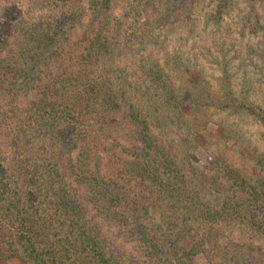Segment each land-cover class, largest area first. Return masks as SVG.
Here are the masks:
<instances>
[{
	"label": "rangeland",
	"instance_id": "rangeland-1",
	"mask_svg": "<svg viewBox=\"0 0 264 264\" xmlns=\"http://www.w3.org/2000/svg\"><path fill=\"white\" fill-rule=\"evenodd\" d=\"M13 3L23 12V20L7 48L0 51V158L19 190L24 189V173L42 168L41 162L45 159L35 133L37 127L26 113L31 114V103L48 87H61L66 79L68 57L81 56L74 50L85 43L82 35L95 37L102 17L106 16L111 22L110 36L118 41L139 36L142 32H138V28L153 27L145 50L141 53L135 50L117 59L113 68L116 74L110 76V80L119 86L120 72L124 74L131 83L133 107L144 112L141 116L149 125L153 140L178 154L177 160L185 162L189 177L192 180L214 177L210 172L207 146H211L214 156L244 174L256 170L254 159L262 155L264 140L261 126L248 114L209 110L193 120L177 112H165L139 99L135 91L143 87L137 77L139 66H148L153 60L165 68L169 88L183 107L194 95L197 84H203L213 96L222 98L223 88L229 83L236 97L264 108V0H196L188 11L175 9L176 0H79L70 6L46 0H0V15L3 7ZM164 14H169L170 20L166 21ZM92 17L97 19L93 22ZM60 24L66 25L65 29H60ZM119 108L124 116L130 115L133 109L122 104ZM118 115L116 118L120 119ZM159 115L160 118L169 115L173 123L157 121L155 117ZM140 132L131 130L130 135L121 133V129L102 132L100 139L104 147L98 149L89 162L84 161L81 149L70 158L56 157L49 163L51 169L57 171L53 188L74 197L78 206L87 205V217L101 224L108 249L124 251L125 264H155L157 261L145 258L141 241L131 236L132 219L125 226H122L123 221L119 224L108 220L101 214L98 198L102 187L112 181L120 182L115 176L125 171L107 168L111 161L107 151L115 148L124 163L137 164L144 150ZM221 133L223 136H218ZM158 135L161 138L157 139ZM190 135H195L198 141L187 149L189 156L179 154L184 147L181 141L185 137L191 139ZM204 141L208 144L202 147ZM124 146L125 155L122 154ZM54 208L47 203L42 213L53 216ZM158 214L154 213V218L145 224L148 227L160 225L163 234H182L177 244L181 251H191L195 242L193 234L205 239L193 253L194 264H236L229 258L233 252L241 254L245 264H264V237L250 230L195 225L191 235L184 239L190 226L182 210L173 213L165 209L163 218ZM169 223L176 226L171 228ZM163 258L166 259L164 255ZM16 264L19 263L16 261Z\"/></svg>",
	"mask_w": 264,
	"mask_h": 264
},
{
	"label": "trees",
	"instance_id": "trees-1",
	"mask_svg": "<svg viewBox=\"0 0 264 264\" xmlns=\"http://www.w3.org/2000/svg\"><path fill=\"white\" fill-rule=\"evenodd\" d=\"M46 1L60 6L79 2ZM176 1L175 9L188 11L196 0ZM96 17H92L93 22ZM163 18L168 21L171 16L164 14ZM22 20L23 12L16 4L3 7L0 51L7 48ZM65 20L70 22L69 18ZM59 26L65 29L66 25ZM110 28L111 22L106 16L102 17L95 37L85 38L83 34L85 43L74 50L81 56L68 57V68L64 72L66 79L61 87H48L36 102L31 103V114H26L37 127L35 133L45 159L41 162L42 168L24 173V189L19 190L15 186L0 158V264H16V261L19 264H125L124 251L108 249L101 224L95 218L87 217V205L81 203L78 206L74 197L53 188L57 171L49 164L56 157L70 158L81 149L84 161L89 162L97 155V150L104 147L100 134L114 129H121L125 135V132L130 135L131 130H140L138 134L144 150L137 164L124 163L115 148L107 151V156L111 157L107 168L125 170V174L119 171L115 176L121 183L116 180L102 187L98 198L100 210L108 220L119 224L123 221L122 226L132 219L131 236L141 241L145 258L151 262L156 260L155 264H194L193 253L200 248L201 240H205L193 234L195 242L191 251H181L177 244L182 234H163L160 225L148 227L145 224L154 218L156 212L163 218L165 209L173 213L178 210L184 212L185 221L190 226L184 239L191 235L195 225L247 229L264 237V151L254 159L256 170L247 175L224 159H218L211 153V146H207L210 172L214 177L192 180L185 162L177 160L178 154L153 140L149 125L141 116L144 112L133 107L131 83L124 74L120 72L119 86L110 80V76L116 74L113 68L117 59L135 50L138 53L145 50L153 27L138 28V32H142L139 36L132 35L120 41L110 36ZM139 68L138 82L143 86L135 91L139 99L151 102L165 112H177L193 120L209 110L244 112L261 126L264 140V108L236 97L229 83L223 88L222 98L213 96L203 84H197L194 95L183 107L176 93L169 88L165 68L153 60L148 66ZM120 104L130 105L133 108L131 114L124 116L120 112ZM145 115L149 117L147 113ZM155 119L166 124L174 120L169 115L161 118L159 115ZM190 136L191 139L185 137L181 141L184 147L179 154L189 156L187 149L198 141L195 135ZM156 138H161V135ZM206 144L208 141H204L202 147ZM125 147H122L124 155L127 154ZM83 165L88 167V164ZM121 166L123 168L119 169ZM50 192L55 194L54 197ZM47 203L55 207L53 216L42 213H45L43 207ZM168 226L176 225L169 223ZM232 255L229 258L236 264H245L241 254L233 252Z\"/></svg>",
	"mask_w": 264,
	"mask_h": 264
}]
</instances>
